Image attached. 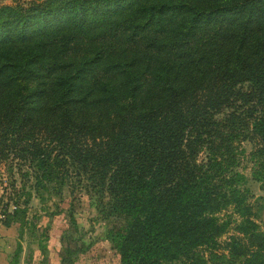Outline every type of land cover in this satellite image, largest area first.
<instances>
[{
    "label": "trees",
    "instance_id": "16d2710c",
    "mask_svg": "<svg viewBox=\"0 0 264 264\" xmlns=\"http://www.w3.org/2000/svg\"><path fill=\"white\" fill-rule=\"evenodd\" d=\"M137 4L0 6V158L32 159L39 183H63L72 165L100 200L108 192L111 209L131 218L121 264H264L257 215L233 222L230 210L259 199L237 169V142L253 137L264 154V0ZM120 22L137 24L121 29L132 40L138 28L151 33L144 73L129 69L138 55L94 47L80 57L70 46L95 30L105 41ZM19 45L29 51L14 53ZM103 64L121 79L97 76ZM50 76L51 113L41 86ZM16 211L7 221L21 220Z\"/></svg>",
    "mask_w": 264,
    "mask_h": 264
},
{
    "label": "rangeland",
    "instance_id": "374dc122",
    "mask_svg": "<svg viewBox=\"0 0 264 264\" xmlns=\"http://www.w3.org/2000/svg\"><path fill=\"white\" fill-rule=\"evenodd\" d=\"M44 0H0V6L21 4L25 7ZM137 6L139 0H134ZM163 1V0H159ZM140 19L138 13H134ZM120 18V17H119ZM117 18V19H119ZM123 20V18L119 19ZM120 22L119 25L109 23L107 28L113 33L119 28L115 36L107 40L100 39L98 30L93 31L90 40L82 35L81 40L70 46L78 50L81 57L85 51L94 47H106V56L126 53L129 56L138 55L136 65L129 69L136 73H144L149 60L146 57L150 49L151 33L143 32L140 28L135 30L138 35L134 40L129 33L137 27L136 23ZM80 37V36H79ZM49 41V40H48ZM47 40H37L35 44L44 46ZM53 42V40L51 41ZM13 50L22 54L23 45ZM26 51L28 48L23 47ZM113 50V53L111 54ZM25 51V50H24ZM23 51V52H24ZM138 51V52H137ZM114 57V56H113ZM105 62V59L102 60ZM154 63L157 61L154 60ZM103 64L96 72L97 76L113 81L120 80L121 74L108 73ZM43 71L42 67H39ZM42 87L48 89V97L43 107L52 112V107L57 101L58 86L55 77H41ZM51 107V108H49ZM239 155L237 169L247 176V187L255 197L250 203V211L233 207L235 211L232 221H240L242 216L257 215L256 222L264 230V154L261 146L253 137L238 140ZM13 150L8 156L0 158V205H18L16 213L21 219V229L28 241L41 246L44 256L48 257L51 248L58 253L60 264H121L119 245L121 236L125 233L130 217L122 212H116L109 205V193L103 199L94 189L88 186L87 180L78 173L72 165L69 169L61 170L65 175L63 183L42 181L38 178L41 172L32 159H25L19 151ZM262 197V198H261ZM225 237L221 239L222 247ZM223 240V241H222ZM52 241V242H51ZM51 243V244H50ZM50 259H48V262ZM170 264H189L186 259L171 262Z\"/></svg>",
    "mask_w": 264,
    "mask_h": 264
},
{
    "label": "crops",
    "instance_id": "0c3cea01",
    "mask_svg": "<svg viewBox=\"0 0 264 264\" xmlns=\"http://www.w3.org/2000/svg\"><path fill=\"white\" fill-rule=\"evenodd\" d=\"M21 226V220L14 218L0 223V264H60L54 248L50 249L47 258L41 246L28 241Z\"/></svg>",
    "mask_w": 264,
    "mask_h": 264
},
{
    "label": "built area",
    "instance_id": "2783aa9c",
    "mask_svg": "<svg viewBox=\"0 0 264 264\" xmlns=\"http://www.w3.org/2000/svg\"><path fill=\"white\" fill-rule=\"evenodd\" d=\"M18 208V205H0V223H2L9 213H13Z\"/></svg>",
    "mask_w": 264,
    "mask_h": 264
}]
</instances>
